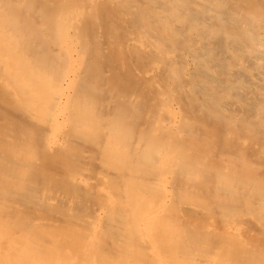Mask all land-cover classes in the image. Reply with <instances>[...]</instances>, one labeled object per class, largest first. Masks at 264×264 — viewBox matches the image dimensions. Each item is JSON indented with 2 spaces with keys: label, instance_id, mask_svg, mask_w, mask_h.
<instances>
[{
  "label": "bare ground",
  "instance_id": "obj_1",
  "mask_svg": "<svg viewBox=\"0 0 264 264\" xmlns=\"http://www.w3.org/2000/svg\"><path fill=\"white\" fill-rule=\"evenodd\" d=\"M0 264H264V0H0Z\"/></svg>",
  "mask_w": 264,
  "mask_h": 264
}]
</instances>
